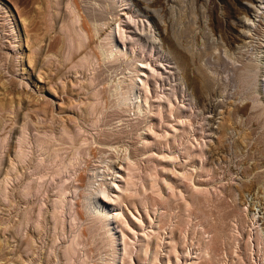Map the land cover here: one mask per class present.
<instances>
[{"label":"rangeland","instance_id":"374dc122","mask_svg":"<svg viewBox=\"0 0 264 264\" xmlns=\"http://www.w3.org/2000/svg\"><path fill=\"white\" fill-rule=\"evenodd\" d=\"M71 1L0 0V105L7 106L0 110V264H264V225L251 191L255 186L264 207V0L203 4L208 26L229 41L236 37L238 45L230 55L190 38L230 113L229 122L216 114L212 129L209 113L185 94L150 42L158 37L154 21L133 0H74L91 26L110 21L108 4L119 6L121 21L110 26L112 49L126 56L112 66L101 63L98 69L91 54L106 58L107 32L96 34L78 55L84 76L69 74L74 64L56 67V55H66L62 43L53 44L48 57L28 46L26 31L34 38L78 28ZM247 4H255V11ZM194 8H184V23L199 20ZM230 10L243 20L240 39ZM39 58L36 71L28 59ZM135 65L140 75L133 95L126 84ZM98 70L102 81L95 85ZM103 88L118 103L108 106L118 118L98 127L100 114L81 118L101 106L96 94ZM135 95L140 102L131 103ZM70 130L80 141L62 149L56 138L72 136ZM100 131L119 133L120 141L97 144ZM18 156L31 166L17 172ZM32 184L36 194L26 199ZM100 189L114 203L102 204Z\"/></svg>","mask_w":264,"mask_h":264},{"label":"bare ground","instance_id":"6f19581e","mask_svg":"<svg viewBox=\"0 0 264 264\" xmlns=\"http://www.w3.org/2000/svg\"><path fill=\"white\" fill-rule=\"evenodd\" d=\"M106 1H108V0H106ZM206 1L207 0H133V6L136 8L137 11H139L143 14H146L147 16L152 18V20L154 21V26H155L156 30L158 31V33H157L158 37L154 36L155 38H152L150 42L156 45L155 47L157 49V52L159 50L160 51L159 53L162 54L163 59L166 62H168V64H166V67L170 68L174 71L173 73H174V75H176V77L179 81L178 84L184 86L183 91L186 92L185 94H187L190 99L194 100L197 107H199L201 109V111H207V113H209V115L207 116V123H208L207 125L212 129V124L215 121V118H217V117H215L216 114L219 115V117L221 119L220 122H229L230 118H228V115H230V113L227 112V108L224 105V103L221 102L219 99H217V95H216L215 91L213 90L215 88H213V86L211 85L213 83L210 82V80L207 76V73H205L206 71L204 72V70H202L201 66L198 64V60L200 59V58L198 59V54H197L198 51L196 52L193 49V47L191 45L190 38H193L194 40H196L198 42V46H200V47H202L204 44L206 46V43L207 44L211 43V44L220 46L222 48V50L224 52H228V54H230L231 50L236 48L238 45L235 42L237 40L236 37L233 40L229 41L228 40L229 37L225 34L222 35V37L220 35H218V36L216 35L217 30H216L215 25L210 24V26H208V23H207L208 19L206 20L207 16L202 10L203 6H205L203 4L207 3ZM48 4L49 3H47V5ZM69 4L71 5V12H73L75 14L77 13L76 15H77L78 20L80 22L78 28H75L73 25H71V26L68 25L67 30H65L62 34H61V32L58 33L57 36H52V35L47 36L46 34H44V35L42 34V36H39V37L34 36V38H32L31 35H29V34H31V31L27 32L25 30L26 31L25 32V39H26L27 45L28 46L31 45L32 48L35 47L38 51H41L40 52L41 56L44 55L45 57H48L45 52L47 50H49V51L53 50L52 49L53 44L62 43L61 48L66 51V55H65L63 60L60 59V56L56 55L58 57V58L56 57V60H57V62H56L57 64H55L56 67L60 68L61 71H63L68 66L74 64L75 69H74V71H70L71 73H69V74L81 75V76L82 75L84 76L85 74H84V71L82 69H80V68H82L81 64H79V62H77L76 59H77L78 55L82 52V50H84L85 48L91 47L90 43L92 42L93 37L96 34L99 35L101 33L107 32V34H106L107 38L106 39L108 40V43L111 47L109 52L107 51L108 54L106 55V58H104V59L100 58V56L103 55L102 52H101L102 55L98 54L94 51L91 52V54L93 55V58L97 59V63L99 65L98 69H100V67L103 66V64H101V63H107L109 66H112L115 64V62L117 60H120V58L122 59L123 55L126 56V53H123V54L120 53L119 56H121V57H119L118 55L115 54V52H113V49H112V47L114 46L113 43L115 42V38H114V35L112 33V27H110V26L112 25V23L120 20V17L118 18L116 16L119 6H116L114 4H108L107 6L109 9V13L112 15V17L110 18V21H107L100 26H97V25L91 26L85 20L84 15L79 14L80 10H79V7L77 5V2L72 0ZM188 6H191V7L195 6V8L200 12V17H199V20L194 18L197 21H194V19H193L191 22H188V24H187V23L183 22L184 19H183L182 11L184 10L185 7H188ZM254 6H256V5L255 4H247V5H245V8L247 10H250V7H251V11H255ZM44 8L41 7L42 10H44ZM252 8H253V10H252ZM46 12H47V8H46ZM44 14H45V12H44ZM227 15H228V18L233 19L238 24L237 25V28H238L237 29V36H239V39H240V37H242L245 34L244 30L242 28L243 20L240 17H237L236 14H231V10H230V12H227ZM252 16H254V15H252ZM245 19L247 22V17ZM196 23H197V25H196ZM127 25L129 26L130 24L127 23ZM219 31H221V30H218V32ZM219 33H221V32H219ZM55 34H57V33H55ZM36 35H38V34H36ZM83 38L87 41L86 45L83 42L84 40L82 41ZM66 39L68 40V42L66 41ZM31 53L33 54V52H31ZM230 55H232V54H230ZM41 56H40V58H41ZM107 56H109V57L112 56V58L110 57L111 60ZM40 58H39V61L37 59H34L33 61L31 59H28L29 63H32V62L34 63L33 66L35 67L36 71L39 68H38V65H35V64L40 63ZM199 61H201V60H199ZM54 62L55 61H53V63ZM135 68H136L135 69L136 75L131 78V82L129 84H126V91L131 92V94H133V95L136 91V89H135V91H133V89H134L133 86L137 82L136 79H134V77H139L138 75H140V74H138L139 69H137L139 67L137 65H135ZM140 68H142V66H140ZM57 71L60 72V70H56V75L59 74V72H57ZM54 73H55V71H54ZM48 74H49V72H48ZM155 79L157 81V78H155ZM92 81H93V84H95V85H97L98 83H100L102 81L101 70L97 71V73L94 76ZM136 85H135V87H136ZM121 87L122 86H120L119 83L115 86L116 95H121L122 93H124V91H122ZM123 90H125V89H123ZM153 90L155 92V89H153ZM136 93H137V91H136ZM123 95H125V94H123ZM136 95L133 96V99H132L133 101H131V103H137L138 101L140 102V99L138 100L137 99L138 96H136ZM96 98H100V101H102L101 106L96 105L95 108L92 110V112H85V116L84 117L81 116L82 117L81 119H82V121L83 120L87 121L89 118V115L91 116L90 113H93V114L96 113V115L100 114V118L95 120L96 124L98 122V127H99L100 125L107 124L109 121L113 120L114 117H117V115H118L117 110L116 109L109 110L108 106L110 104L111 105H118V103L111 101L109 99L108 95L106 94L105 88L98 91V93L96 94ZM124 98H126V96H124L122 98V100H124ZM218 98H220V96ZM127 99L129 101L130 98L129 97L126 98V101H127ZM121 102H123V101H120V103ZM138 104H136V109L138 107ZM131 105H134V104H131ZM5 107H7V106L3 102V104L0 105V110L4 111ZM105 107L107 108V110H103V108H105ZM228 109H229V107H228ZM177 114H179V113L176 112L175 116H177ZM147 117L152 119V117L150 115H147ZM147 117H146V119H147ZM160 118L164 119V118H166V116L164 114L163 115L161 114ZM144 119H145V117H144ZM50 121H51V124H50L49 130L51 132L53 130L52 118ZM48 125H49V123H48ZM70 133L72 134V136L64 135L65 134L64 133V134H61L58 137V139L56 138V140L59 141V144H61L62 149H64L67 146L66 144H69L71 146L73 145L76 148L75 145L77 144L78 141H80V140H78V134L76 132H73L72 130H70ZM120 135H119V133L110 134V133H105L103 131H100V133L94 138V140L97 142V144L98 143H102V144L105 143V145H106L111 141H113V142L120 141V137H121ZM63 144H65L66 146ZM52 145H53V142H52ZM55 146H56V144H55ZM67 148H69V146ZM62 149H60V151ZM55 151H56V149H55ZM23 158L24 157H22V156H18V163H20L21 165L18 166L17 172L18 171L21 172L20 169L21 170L24 168L27 169L31 166L30 160L25 162L23 160ZM57 158H58V156H57ZM22 162H24V165L22 164ZM23 176L27 177V174L24 172ZM20 181L21 180L18 179L17 186L19 185L18 183H20ZM255 189H256L255 186H253L251 191L253 192V195L255 196V199H256L255 203H258L257 206L259 207V209H260L259 211H261V214H262V217H260L259 220H261L262 224L264 225V207L262 206L263 202L261 201V198L258 196V193L255 191ZM104 190L105 189H100L98 191L102 197V204L104 201H107L106 199H108V200L112 201V203H114L113 199L109 198L107 196V194L105 193L106 190L105 191ZM27 191H28V193H30V196L27 197L26 199H31V197H34L36 194V184H32L30 187H28ZM101 197L98 198L99 204L101 203ZM22 198L23 197H20V199H22ZM131 198H133V197H131ZM130 202H131V200H130ZM263 229H264V226H263Z\"/></svg>","mask_w":264,"mask_h":264}]
</instances>
